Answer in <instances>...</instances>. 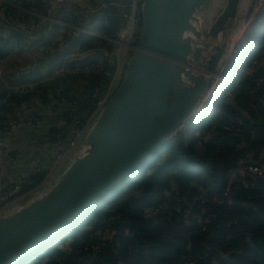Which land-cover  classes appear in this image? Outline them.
Returning <instances> with one entry per match:
<instances>
[{"label":"trees","instance_id":"trees-1","mask_svg":"<svg viewBox=\"0 0 264 264\" xmlns=\"http://www.w3.org/2000/svg\"><path fill=\"white\" fill-rule=\"evenodd\" d=\"M104 1L110 7L106 13L94 15L93 32L111 38L124 24L130 0ZM213 3L223 5L220 0ZM248 11L246 7L240 14L247 18ZM261 13L223 64L221 76L228 81L218 82L207 99L200 100L203 104L191 121L193 127L179 130L66 229L61 239L46 242L16 264H264V179L251 177L244 183L228 179L230 170L242 161L264 160V8ZM97 41L102 49L103 39L86 34L69 45L82 54L94 51ZM113 64L106 60L99 72L81 75L83 66L95 68L96 64L76 57L65 63L72 75L62 78L61 74L51 81L56 89H34L23 97L0 92V112L4 101L20 111L24 101L31 100L40 109L36 98L42 106L64 100L63 107L84 125L109 88ZM36 72L18 77L16 83L34 79ZM77 81L82 84L77 86ZM63 82L68 84L63 86ZM50 107L59 109L54 103ZM241 113L246 115L240 117ZM75 125L73 120L68 122L69 127ZM228 126L233 132L225 131ZM202 137L205 141L198 147ZM30 181L35 184L39 178ZM224 191L229 198L223 197ZM202 193L206 196L205 216H212L204 232L195 223L197 205L191 208ZM149 208L155 212L149 213ZM99 237L105 240H97ZM96 246L98 250H94Z\"/></svg>","mask_w":264,"mask_h":264},{"label":"water","instance_id":"water-1","mask_svg":"<svg viewBox=\"0 0 264 264\" xmlns=\"http://www.w3.org/2000/svg\"><path fill=\"white\" fill-rule=\"evenodd\" d=\"M213 2L142 1L121 81L87 132L82 151L48 190L0 217V264H16L64 232L189 124L240 18L242 0H224L206 30L215 46L204 66L195 67L191 57L203 41L199 15L205 17ZM62 54L34 62L25 74Z\"/></svg>","mask_w":264,"mask_h":264},{"label":"built area","instance_id":"built-area-1","mask_svg":"<svg viewBox=\"0 0 264 264\" xmlns=\"http://www.w3.org/2000/svg\"><path fill=\"white\" fill-rule=\"evenodd\" d=\"M143 0H130L127 5L128 12L123 15L125 20L124 24L118 29L114 36L111 38L103 39V49H96L92 51L90 55H104L110 62H114L119 65L118 55L121 52H129L130 46L133 44L137 37V29L139 24V10ZM43 4H47L50 9L59 8L66 14H75L78 12L77 0H39ZM264 0H252L253 8L256 13L262 11ZM114 7L123 8L124 6L113 5ZM110 7L104 0H92L91 7L85 11L86 15L106 13ZM6 9L0 6V21L4 18ZM43 21L39 23L42 24ZM47 23V22H46ZM45 24V23H44ZM83 27L81 23H77V27L73 28L72 34L74 38H77L80 33H85L91 37H97V35L91 31L81 29ZM19 28H21L19 26ZM115 47L116 50L112 54H107L105 49ZM70 57H79L76 54L77 49L72 50ZM89 56L81 58V60L88 59ZM128 60V59H127ZM104 60L103 62H105ZM118 62V63H117ZM97 65V64H96ZM95 65V66H96ZM103 66L90 68L83 66L79 74L85 75L90 71L99 72V69ZM118 73V69L115 70L112 81L106 94L96 102V109L94 113L88 118L87 122L82 125L81 122L72 114L69 110L65 109V101L61 100L57 102L54 100L48 104H41V100L36 98L35 102L40 109H36L34 104L30 101H24L20 111H17L13 105L7 101L3 102V110L0 112V212H10L14 203L22 200L20 195L25 190L35 192L37 195L42 194L48 190L55 180L51 181V171L57 166V164L67 157L66 162L59 169L57 178L63 173L67 167L71 164L73 159L82 151V144L86 137L87 132L93 125V122L97 119L98 115L104 108L106 102L116 89L114 86V78ZM55 104L59 109L52 111L51 104ZM45 107H49L47 115H42V111ZM2 118V120H1ZM73 120L76 125L73 127L68 126V122ZM239 124V123H238ZM58 128L62 130L58 131ZM54 129H57L55 131ZM233 128L230 126L225 128L226 132H233ZM257 129L251 131V138L255 137ZM36 134L32 144L39 157L42 159L35 162L34 158L29 157L25 162H30V168L27 172L16 176L14 173H7L8 164L17 156V150L14 147L13 141L22 133ZM30 137V136H29ZM63 137V138H62ZM205 137H202L203 142ZM198 142V145L202 142ZM43 146H47L45 149ZM264 158V154H263ZM261 178L264 179V160L259 162H247L242 161L236 168L230 170L228 179L230 183L239 181L246 178ZM39 178L35 184H32L31 179ZM171 190V189H170ZM165 192V198H169V192ZM202 197H199L197 202L198 214L195 216V223L200 227V230L204 232L207 228V221L212 218L211 215L205 216V204L206 196L202 193ZM223 197L229 198V193L224 191ZM162 204V208H163ZM149 213H154V208H149ZM146 215V214H144ZM101 236V235H100ZM97 240L104 241L105 239L99 237ZM69 243V242H68ZM94 250H98L96 246ZM87 251V250H85ZM183 264H192L190 261H186Z\"/></svg>","mask_w":264,"mask_h":264},{"label":"crops","instance_id":"crops-1","mask_svg":"<svg viewBox=\"0 0 264 264\" xmlns=\"http://www.w3.org/2000/svg\"><path fill=\"white\" fill-rule=\"evenodd\" d=\"M37 1L38 0H23L21 2L18 0H0V6L7 10L6 13H4V18L0 21V92L8 93L7 96H9V93H13L23 97L22 95L28 94L29 92L31 94L34 89H56L57 86L50 84L52 76L56 74H59L60 76L63 74L61 77H64L65 74H73V72H70V69H68L65 65L67 61L65 55L69 50V44L71 42L74 43L80 35L85 34L80 33L77 38H74L72 34L73 28L77 27V23H81L83 25V27H80L81 29L93 31L97 20L94 17L95 14H85V11L91 7L92 0H77L78 12L71 16L63 13L59 8L51 10L47 4H43L39 1L38 3ZM243 1L244 4L241 6L240 11L241 9L245 10L246 7L250 10V1ZM250 17H253L251 11L249 17L247 16V18L249 19ZM41 21L43 22L39 25ZM19 26L21 28H19ZM95 34L97 35L95 38L102 40V36L97 33ZM99 42L100 43H98V41L96 42L95 49H98L101 45V41ZM3 48L7 49L6 53L2 51ZM54 52H63V54L58 58H55L50 64H38L35 71H37L38 66L47 67L48 65H51L56 68L58 67L55 74L48 75L45 71L46 68H44L39 71V77L37 75L34 79H32L33 81L16 83L18 77L35 72L25 74L27 70H30L34 62L46 60ZM68 53H70V50ZM91 53L92 52H84L80 54L76 52V54H79V57L77 58L81 59L89 56L88 58L92 62L95 61L97 57L98 59L101 58V55H90ZM96 64L98 67L101 65L99 61H97ZM49 97L51 98L53 96L49 95ZM48 112L49 107H45L41 114L47 115L46 113ZM245 115L246 113H241L240 117ZM241 122V119H238V123L241 124ZM36 136L37 135L34 133L29 135L24 132L13 141L18 154L16 158L8 164V174L14 173L16 176H19L27 172L31 163H24V161L29 157L34 158L35 162L42 160L32 144ZM46 147L47 146H43L44 149ZM245 180L246 179H242L235 182L244 183ZM171 185L170 189L172 190L174 187L173 184ZM37 196L38 195L35 192L24 190L20 195L22 200L14 203L10 212L26 205ZM8 213L9 212H0V217Z\"/></svg>","mask_w":264,"mask_h":264},{"label":"rangeland","instance_id":"rangeland-1","mask_svg":"<svg viewBox=\"0 0 264 264\" xmlns=\"http://www.w3.org/2000/svg\"><path fill=\"white\" fill-rule=\"evenodd\" d=\"M220 1H221V3L224 2V0H220ZM251 2H252V0H251ZM250 4H253V3H250ZM251 7H253V6L251 5L250 9H251ZM211 8H213V9L211 10ZM220 9H221V4L212 3V5H211L210 9L207 11L205 17H202V15L201 16L199 15V19H200L199 29H200V32L203 35V41L196 43L195 48H194V53H193V55L191 57V61H190L197 68H202L204 66V64L208 60V57L211 55V51L210 50H212V48L215 46V44L213 42H210L207 39L206 30L209 27V25L211 24V22L214 20L216 15L220 12ZM249 12H250V10H249ZM253 13H254V11H253ZM242 16L243 15L240 14V18H239V21L237 23V27L235 28L233 33L229 34L228 38L224 42L226 44L225 53H224V59L221 61L220 65H219V67L217 69V72L215 73L216 76H215V78L212 79V81L210 83V86H209L210 89L208 87V89H207L208 92L205 94L203 101L206 100L207 97L209 96V94L213 92V90H214V88H215V86H216V84L218 82L226 81L225 78L221 76V73H222L221 70H222L223 64L230 57V54L233 52L234 44L241 38L244 30L248 28V26H249L248 22L251 19V17H250L249 19L247 18L245 21H243L242 20ZM0 50H1V48H0ZM115 50H116V48L113 47L112 50L110 49V50H105V51H106L107 54H112V52H114ZM2 51L4 53H6L7 49L3 48ZM96 51H98V50H96ZM129 56H130V51L126 52V53L125 52H121L118 55L119 63L118 62L117 63L119 65L117 66L115 63L113 64L114 69L115 70L118 69V73H117V75L114 78V86H115V88H117V86L119 85V83L121 81L122 74H123V71H124V67H125V64L127 62V59L129 58ZM104 60H109L110 61V58L108 59L105 55L103 57L99 58V59L97 57V59H95V61H93V63L95 65L96 62L99 61L100 64H104V62H103ZM49 66H51V65H48L47 67H39L38 66L37 72L35 74H37L38 77H39V71H41L44 68H46L45 71L48 73V75L49 74L50 75L55 74V72L57 71L58 67L56 68L55 66H51V67H49ZM56 77H59V74H56V75L52 76L51 81L53 79H55ZM64 84L67 85L68 83L67 82H63V86H64ZM76 84H77V86H80L82 83L77 81ZM201 104H203V102L200 103V105ZM93 124H94V122H93ZM189 125H190V129H191L193 127V122L189 123ZM66 160H67V157H65L63 160H61L57 164V166L53 169V171H51V174H50V176L52 178L51 181L57 179V178H55V176L58 174L59 169L62 168V165L66 162ZM65 231L62 232L61 234H59L58 236H56L55 238L56 239H61V236L65 233Z\"/></svg>","mask_w":264,"mask_h":264},{"label":"clouds","instance_id":"clouds-1","mask_svg":"<svg viewBox=\"0 0 264 264\" xmlns=\"http://www.w3.org/2000/svg\"><path fill=\"white\" fill-rule=\"evenodd\" d=\"M249 3H251V1L249 2ZM253 6V4H250V6ZM262 8H264V2H263V6H262ZM253 11H254V8L252 7V9H251V13L253 14V17L249 20V24H250V22H252V21H254V19H255V17L257 16V15H259V14H262L261 12H258V13H256L255 11H254V13H253ZM66 14V13H65ZM69 16H71V15H69ZM246 19H244L243 21H245ZM246 30V29H245ZM245 30H244V32H245ZM88 31H91V30H88ZM91 32H93V31H91ZM243 32V33H244ZM93 33H95V32H93ZM87 35V34H86ZM243 35V34H242ZM89 36V35H88ZM91 37V36H90ZM92 38H94V37H92ZM73 49H75V48H71V47H69V50H70V53H68L69 52V50H68V52L66 53V63L68 62H72V61H74V58H72V57H70V55H71V53H73ZM72 72V71H71ZM226 81H224V82H227L228 81V79H225ZM30 81H33L32 79L30 80ZM202 103V102H201ZM200 106V105H199ZM199 106H198V108H199ZM197 111H198V109H197ZM197 111L195 112V114H194V116L189 120V123H191V120L195 117V115L197 114ZM190 128V125L188 124V125H184L180 130H182V132L184 131H187L188 129ZM252 131V130H251ZM251 131H250V136H251ZM202 139V138H201ZM201 139L200 140H198L197 141V145H198V142H200L201 141ZM205 141V140H204ZM204 141L202 142V143H200V145H198V146H201L203 143H204ZM239 165V164H238ZM93 207V206H92ZM91 210V209H90ZM69 241H67L66 243H68Z\"/></svg>","mask_w":264,"mask_h":264},{"label":"bare ground","instance_id":"bare-ground-1","mask_svg":"<svg viewBox=\"0 0 264 264\" xmlns=\"http://www.w3.org/2000/svg\"><path fill=\"white\" fill-rule=\"evenodd\" d=\"M240 8H241V6H240ZM233 40H234V39H233ZM233 40H232V41H233ZM60 234H61V233H60ZM57 236H58V235H57ZM43 245H44V244H43ZM43 245H41L40 247H42ZM40 247H39V248H40Z\"/></svg>","mask_w":264,"mask_h":264}]
</instances>
